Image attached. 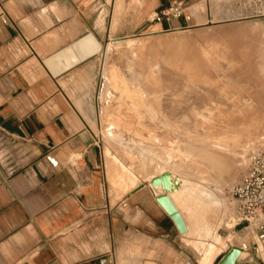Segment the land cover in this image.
Instances as JSON below:
<instances>
[{
	"label": "crops",
	"instance_id": "1",
	"mask_svg": "<svg viewBox=\"0 0 264 264\" xmlns=\"http://www.w3.org/2000/svg\"><path fill=\"white\" fill-rule=\"evenodd\" d=\"M181 1L191 21L150 23ZM227 1L0 0V264H200L152 189L112 194L98 66L114 26L119 36L203 26L206 8Z\"/></svg>",
	"mask_w": 264,
	"mask_h": 264
},
{
	"label": "rangeland",
	"instance_id": "2",
	"mask_svg": "<svg viewBox=\"0 0 264 264\" xmlns=\"http://www.w3.org/2000/svg\"><path fill=\"white\" fill-rule=\"evenodd\" d=\"M245 3L212 4L206 13L213 17L203 26L119 36L116 25L98 66L99 139L112 194L121 197L147 186L156 196H171L176 208L181 207L179 215L188 234L183 237L186 248L200 264H219L232 248L242 249L243 244L252 255L258 245L264 250L255 235L236 226L238 208L233 197L253 157L264 155V144L237 158L229 157L231 168L226 176L220 171L209 176L213 167L201 158L196 161L191 152L193 147L203 148L195 143L210 131L220 133L244 114L264 115V19L254 18ZM123 13L120 5L115 18H123ZM112 76L118 78L117 87ZM261 126L264 129V123ZM0 141L9 143L1 135ZM107 154L112 155L118 183L127 171L126 186L111 180ZM206 177L223 188L214 194L215 203L200 194L207 190ZM185 182L199 193L205 211L194 208L189 198L177 202L179 184ZM166 184L170 190L160 192ZM210 187L216 189L215 184ZM262 253L260 264L264 263ZM137 256L139 260L140 253Z\"/></svg>",
	"mask_w": 264,
	"mask_h": 264
},
{
	"label": "bare ground",
	"instance_id": "3",
	"mask_svg": "<svg viewBox=\"0 0 264 264\" xmlns=\"http://www.w3.org/2000/svg\"><path fill=\"white\" fill-rule=\"evenodd\" d=\"M262 75H264V72L262 73ZM134 88L137 89V91H139L140 93H143L142 90H140L137 86H134ZM133 94L135 95V93ZM262 119L264 120V115L259 117L258 116L252 117V116H245L244 114V116H240L239 118H237L235 122H231L234 123V126L226 127L220 133H214L210 131L208 137L199 138L195 143V145H199V146L201 145V147L203 148L196 149L193 147L191 149L194 159L198 161L199 158H201L205 162H207L210 167L211 166L213 167L212 169H209V173H208L209 176H212L211 175L212 171L213 172L220 171L221 173L224 174L223 176H226L231 168V161H230L231 157L237 158L238 155H244L250 152L254 148L257 149L259 147V144L262 145L264 144V129L261 126V123H264V121ZM224 167L225 169L223 170ZM157 173L160 174V176L167 178L166 176H164L163 173L158 171ZM205 180L207 181L208 184L207 190L202 191L200 194L202 195L204 194L206 198L209 197L210 202L215 203L216 198L214 194L222 187H220L219 186L220 184H218V182L213 178L206 177ZM211 183L215 184L216 189H212L210 187V185H212ZM170 188H171L170 185L167 184L163 185L160 192L169 191ZM178 191L179 194L177 195V199H176L177 202L182 201L185 198H189L192 201V205L194 206V208L200 210V212L205 211L204 206L201 205L199 193L194 189H192L190 185H188L187 183L186 184L180 183L178 187ZM201 198L203 199V197ZM173 203L174 205L176 204L175 201H173ZM210 209L215 210L212 209V207ZM177 210L178 213L181 215V207H179ZM180 223H181L180 225L185 226L181 218H180ZM263 251H264L263 246L258 245L256 248V254L259 259L261 258ZM198 254L200 255L199 251Z\"/></svg>",
	"mask_w": 264,
	"mask_h": 264
},
{
	"label": "built area",
	"instance_id": "4",
	"mask_svg": "<svg viewBox=\"0 0 264 264\" xmlns=\"http://www.w3.org/2000/svg\"><path fill=\"white\" fill-rule=\"evenodd\" d=\"M245 6L252 12L254 18L264 19V0H246ZM187 6L175 2L170 7L153 15L151 23L171 22L184 19L191 21V15L186 13ZM184 29V28H179ZM233 197L237 203V227L255 235L258 242H264V155L253 157L248 171L233 189ZM242 249L248 251L247 244Z\"/></svg>",
	"mask_w": 264,
	"mask_h": 264
},
{
	"label": "water",
	"instance_id": "5",
	"mask_svg": "<svg viewBox=\"0 0 264 264\" xmlns=\"http://www.w3.org/2000/svg\"><path fill=\"white\" fill-rule=\"evenodd\" d=\"M156 200L174 219L181 233H186L185 226L180 225V215L171 198L168 195H161L157 196ZM219 264H255V262L254 256L250 252L234 247L221 259Z\"/></svg>",
	"mask_w": 264,
	"mask_h": 264
}]
</instances>
